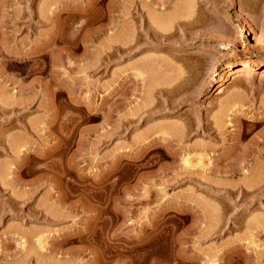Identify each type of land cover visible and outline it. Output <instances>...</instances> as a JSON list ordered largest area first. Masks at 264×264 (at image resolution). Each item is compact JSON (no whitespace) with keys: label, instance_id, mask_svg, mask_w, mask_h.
Masks as SVG:
<instances>
[{"label":"rangeland","instance_id":"rangeland-1","mask_svg":"<svg viewBox=\"0 0 264 264\" xmlns=\"http://www.w3.org/2000/svg\"><path fill=\"white\" fill-rule=\"evenodd\" d=\"M263 88L264 0H0V264H264Z\"/></svg>","mask_w":264,"mask_h":264},{"label":"bare ground","instance_id":"bare-ground-1","mask_svg":"<svg viewBox=\"0 0 264 264\" xmlns=\"http://www.w3.org/2000/svg\"><path fill=\"white\" fill-rule=\"evenodd\" d=\"M118 1H120V3H121V0H118ZM122 1H123V0H122ZM53 2H54V1H53ZM48 5H49V3H48ZM55 5H56V4H55ZM53 6H54V5H53ZM60 9H61V8H60ZM49 11L52 12V16H54V15L57 16V15H58V10H57V9H50ZM8 12H9V11H8ZM51 12H50V14H51ZM4 13H6V12H4ZM123 13H124V12L121 11V13H120V16H121V17L123 16ZM77 14H78V13H77ZM6 17H7V13H6ZM8 17H9V16H8ZM8 17H7V18H8ZM10 18H11V17H10ZM56 34H58V33H56ZM84 41H85V40H84ZM83 44H84V43H83ZM85 44H86V42H85ZM29 88H30V87H29ZM29 88L27 87V89H29ZM27 89H26V90H27ZM263 89H264V88H263ZM75 103H76V102H75ZM49 130H50V129H49ZM60 130H61V129H60ZM52 132H53V131H52ZM56 132H57V131H56ZM225 156H227V155H225ZM227 158H228V157H227ZM243 158H244V157H243ZM243 158H242V159H243ZM223 159H224V157H223ZM223 159H222V160H223ZM229 159H230V158H229ZM229 159H228V160H229ZM225 160H227V159H225ZM228 160H227V161H228ZM232 161H233V160H232ZM235 162H236V161H235ZM245 162H246V159H245V161H242V162L240 163V166L237 167V164H238V163H237V164H236V167H235L236 169L239 168V167H242V169L245 171V172L242 171V172H244V174H245L246 171L248 170L247 168L245 169V167H246V165H247V163H245ZM230 163H231V162H230ZM230 163H227V162H226V164H230ZM232 163H233V162H232ZM232 163H231V164H232ZM233 164H234V163H233ZM248 165H249V164H248ZM248 165H247V166H248ZM230 166H232V165H230ZM233 166H234V165H233ZM225 167H226V166H225ZM227 168H228V167H227ZM227 168H226V169H227ZM230 168L232 169V167H230ZM235 168L233 167L232 171H234ZM226 169H225V170H226ZM228 169H229V168H228ZM228 169H227V170H228ZM231 169H230V170H231ZM227 170H226V171H227ZM223 171H224V170H223ZM232 171H231V172H232ZM238 171H239V170H237V172H236L235 174H237ZM221 172H222V171H221ZM231 172H230V173H231ZM234 172H235V171H234ZM234 172H232V173H234ZM248 172H249V171H248ZM250 172H251V171H250ZM232 173H231V174H232ZM252 173H253V172H252ZM231 174H229V175L231 176ZM239 174H241V173H239ZM242 174H243V173H242ZM244 174H243V175H244ZM260 174H261V173H259V175H260ZM220 175H221V174H220ZM225 175H226V173H225ZM229 175H228V177H229ZM247 175L250 176L248 173H247ZM247 175H244V177H245V176L247 177ZM252 175H253V174H252ZM255 175H256V174H255ZM257 175H258V174H257ZM259 175H258V176H259ZM261 175H262V174H261ZM261 175H260V176H261ZM263 175H264V174H263ZM223 176H224V175H223ZM233 176L235 177V175H233ZM226 177H227V176H226ZM258 178H261V177H258ZM262 178L264 179V176H263ZM227 252H228V251H227ZM227 252H226V253H227ZM231 252H232V251H231ZM232 253H234V252H232ZM227 255H228V254H227ZM228 256H230V255H228ZM262 258H264V257H262Z\"/></svg>","mask_w":264,"mask_h":264}]
</instances>
